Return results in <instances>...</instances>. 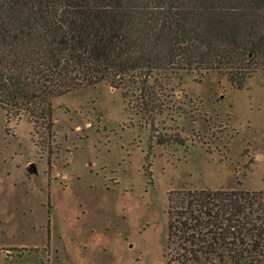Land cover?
I'll return each mask as SVG.
<instances>
[{"label":"rangeland","instance_id":"obj_1","mask_svg":"<svg viewBox=\"0 0 264 264\" xmlns=\"http://www.w3.org/2000/svg\"><path fill=\"white\" fill-rule=\"evenodd\" d=\"M171 85L158 132L107 83L53 100L50 130L0 109V264H168L169 194L264 191V71Z\"/></svg>","mask_w":264,"mask_h":264},{"label":"trees","instance_id":"obj_2","mask_svg":"<svg viewBox=\"0 0 264 264\" xmlns=\"http://www.w3.org/2000/svg\"><path fill=\"white\" fill-rule=\"evenodd\" d=\"M211 71L237 90L264 71V0H0L8 121L49 130L53 100L107 83L158 132L173 77ZM167 231L168 264H264V191L173 192Z\"/></svg>","mask_w":264,"mask_h":264},{"label":"flooded vegetation","instance_id":"obj_3","mask_svg":"<svg viewBox=\"0 0 264 264\" xmlns=\"http://www.w3.org/2000/svg\"><path fill=\"white\" fill-rule=\"evenodd\" d=\"M49 130H50V129H49ZM28 169H29V171H33V170H34V166H33V165H30ZM49 208H50V207H49ZM48 255H49V254H48Z\"/></svg>","mask_w":264,"mask_h":264}]
</instances>
